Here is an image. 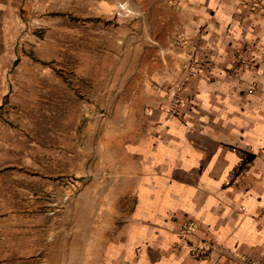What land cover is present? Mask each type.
Wrapping results in <instances>:
<instances>
[{
  "label": "rangeland",
  "instance_id": "374dc122",
  "mask_svg": "<svg viewBox=\"0 0 264 264\" xmlns=\"http://www.w3.org/2000/svg\"><path fill=\"white\" fill-rule=\"evenodd\" d=\"M98 1L0 0V264H100L133 203L121 150L154 110L199 115L195 80H214L203 70L216 61L179 35L178 6L167 43L166 28L132 37L146 19L133 0H107L106 12ZM255 47H234L220 67L246 75L249 95L262 64Z\"/></svg>",
  "mask_w": 264,
  "mask_h": 264
},
{
  "label": "crops",
  "instance_id": "0c3cea01",
  "mask_svg": "<svg viewBox=\"0 0 264 264\" xmlns=\"http://www.w3.org/2000/svg\"><path fill=\"white\" fill-rule=\"evenodd\" d=\"M133 1L146 19L136 21L132 37L141 35L140 26L142 36L154 38L166 28L169 43L173 4L179 35L217 65L202 72L212 82L195 80L199 115L180 119L154 110L147 117L152 126L121 150L133 163V203L100 264H225L228 254L264 264V8L226 0ZM111 7L98 1L104 12ZM251 43L262 64L249 95L241 83L246 75L228 78L220 67L234 47ZM138 91L130 90L131 101Z\"/></svg>",
  "mask_w": 264,
  "mask_h": 264
},
{
  "label": "built area",
  "instance_id": "2783aa9c",
  "mask_svg": "<svg viewBox=\"0 0 264 264\" xmlns=\"http://www.w3.org/2000/svg\"><path fill=\"white\" fill-rule=\"evenodd\" d=\"M245 161H247V160H245ZM225 264H263V263L260 261H255V260L253 261L245 255L228 254L227 261L225 262Z\"/></svg>",
  "mask_w": 264,
  "mask_h": 264
}]
</instances>
